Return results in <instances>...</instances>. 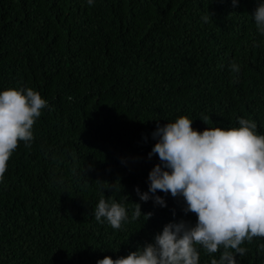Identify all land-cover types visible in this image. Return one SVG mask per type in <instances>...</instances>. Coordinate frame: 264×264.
Masks as SVG:
<instances>
[{"label":"trees","instance_id":"1","mask_svg":"<svg viewBox=\"0 0 264 264\" xmlns=\"http://www.w3.org/2000/svg\"><path fill=\"white\" fill-rule=\"evenodd\" d=\"M259 3L0 0V91L31 88L48 104L31 147L19 143L0 180V264H97L153 243L168 223L195 225L182 197L158 191L160 207L135 189L148 192L160 163L148 157L152 133L167 120L190 115L202 132L244 118L264 135V34L252 17ZM102 197L125 206L120 229L95 220ZM133 204L141 206L136 220ZM261 244L245 241L237 264H264ZM198 251V264H210L223 249Z\"/></svg>","mask_w":264,"mask_h":264},{"label":"clouds","instance_id":"2","mask_svg":"<svg viewBox=\"0 0 264 264\" xmlns=\"http://www.w3.org/2000/svg\"><path fill=\"white\" fill-rule=\"evenodd\" d=\"M87 2L92 5L93 0ZM232 3L235 6L237 0ZM252 17L258 32L264 34V3L257 5ZM202 19L208 23L210 14ZM229 67L233 73L239 72L237 64ZM46 107L47 102L31 88L0 91V180L19 143L31 147L33 125ZM209 120L203 117L205 125ZM165 122L152 133L157 142L148 157L156 155L160 163L148 174V192L135 191L142 202L151 199L160 207L166 205L155 195L158 191L182 197L183 212L195 214L196 223H168L153 243L115 260L105 256L97 264H198V247L210 256L223 249L219 260L212 258L210 264H237L236 255L248 251L241 247L245 241L264 238V135L257 134L255 122L244 118L238 119L239 127H208L202 132L192 129L196 121L190 115ZM133 205L132 219L136 220L142 216L141 206ZM151 215L143 217L147 220ZM94 217L118 230L127 212L124 205L102 197ZM261 250L264 244L259 246Z\"/></svg>","mask_w":264,"mask_h":264}]
</instances>
